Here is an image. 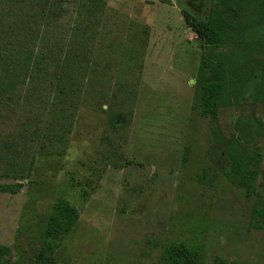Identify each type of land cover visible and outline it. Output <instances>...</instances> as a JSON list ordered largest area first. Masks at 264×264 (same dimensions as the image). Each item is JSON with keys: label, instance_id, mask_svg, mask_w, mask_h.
Masks as SVG:
<instances>
[{"label": "rangeland", "instance_id": "1", "mask_svg": "<svg viewBox=\"0 0 264 264\" xmlns=\"http://www.w3.org/2000/svg\"><path fill=\"white\" fill-rule=\"evenodd\" d=\"M103 1L56 3L59 16L30 24L37 1L0 0V81L13 55H45L23 96L0 105V186L24 184L0 193L8 264H42L48 245L43 264H165L164 248L179 243L200 246L204 264H264V230L249 227L257 198L226 177L236 120L264 122V104L208 118L193 109L202 41L182 11L205 20L211 0ZM247 54L264 70L263 45ZM259 146L264 205V135ZM12 166L31 167L29 179ZM62 201L79 221L47 241Z\"/></svg>", "mask_w": 264, "mask_h": 264}, {"label": "trees", "instance_id": "2", "mask_svg": "<svg viewBox=\"0 0 264 264\" xmlns=\"http://www.w3.org/2000/svg\"><path fill=\"white\" fill-rule=\"evenodd\" d=\"M25 1L17 0L18 3ZM34 1H37L38 11L27 18L30 24L53 20L59 16L55 10L57 4L62 6L68 0H27L30 9ZM93 1L95 9H105L103 0ZM162 2L169 4L170 0ZM182 16L186 25L202 41L201 62L195 79L197 101L193 109L208 118L217 116L221 108L264 104L262 61L247 54L249 48L264 46V0H211L205 20L188 11H182ZM254 33L257 37H254ZM227 44L235 46L237 52H221V48ZM43 64L45 55L41 51L36 52V49H29L25 55H13L6 77L0 81V105L6 107L16 103L23 96L22 92L33 84ZM263 135L264 122L260 118L239 117L227 151L229 170L226 177L237 183L247 198H257L249 220V227L256 230H264V205L257 193L263 157L259 141ZM31 167L28 171L18 168L21 173L18 180L29 179ZM16 169L12 166L9 172H18ZM23 187V183L1 185L0 193L18 194ZM78 221L79 212L76 208L66 202H58L47 223V241L63 239ZM52 253L51 246H46L40 252V262L43 264L48 261ZM10 256V247L0 245V264H8ZM163 261L165 264H204V255L198 245L171 244L163 250ZM213 264L227 262L216 257Z\"/></svg>", "mask_w": 264, "mask_h": 264}]
</instances>
